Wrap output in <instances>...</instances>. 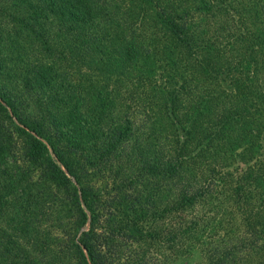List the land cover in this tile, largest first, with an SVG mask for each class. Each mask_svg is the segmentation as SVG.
I'll use <instances>...</instances> for the list:
<instances>
[{"label":"trees","instance_id":"obj_1","mask_svg":"<svg viewBox=\"0 0 264 264\" xmlns=\"http://www.w3.org/2000/svg\"><path fill=\"white\" fill-rule=\"evenodd\" d=\"M264 264V0H0V264Z\"/></svg>","mask_w":264,"mask_h":264},{"label":"rangeland","instance_id":"obj_2","mask_svg":"<svg viewBox=\"0 0 264 264\" xmlns=\"http://www.w3.org/2000/svg\"><path fill=\"white\" fill-rule=\"evenodd\" d=\"M200 259V252L193 250L190 255L178 258L174 264H197Z\"/></svg>","mask_w":264,"mask_h":264}]
</instances>
